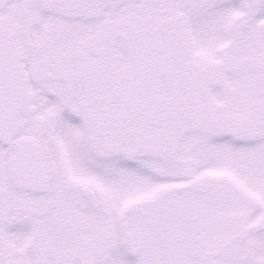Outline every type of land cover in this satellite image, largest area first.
Returning a JSON list of instances; mask_svg holds the SVG:
<instances>
[{
  "label": "snow or ice",
  "instance_id": "1",
  "mask_svg": "<svg viewBox=\"0 0 264 264\" xmlns=\"http://www.w3.org/2000/svg\"><path fill=\"white\" fill-rule=\"evenodd\" d=\"M0 264H264V0H0Z\"/></svg>",
  "mask_w": 264,
  "mask_h": 264
}]
</instances>
